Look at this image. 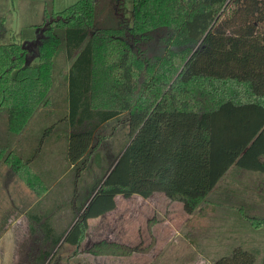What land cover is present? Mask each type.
<instances>
[{"label":"trees","instance_id":"trees-1","mask_svg":"<svg viewBox=\"0 0 264 264\" xmlns=\"http://www.w3.org/2000/svg\"><path fill=\"white\" fill-rule=\"evenodd\" d=\"M43 5L33 38L0 42V114L6 133L18 135L48 102L62 56L65 158L75 179L61 232L53 225L59 206L27 212L34 238L25 264H44L51 251L43 246L78 248L88 221L114 210L117 196L160 193L190 215L230 169L264 175V0H131L130 8L126 0H78L57 12L54 0ZM122 116L114 163L83 184L90 156L99 165L98 131ZM5 161L37 195L45 191L27 162L11 152ZM244 217L264 230V218ZM151 246L101 240L85 253L128 256ZM58 249L49 264H60ZM254 261L235 247L213 264Z\"/></svg>","mask_w":264,"mask_h":264},{"label":"rangeland","instance_id":"rangeland-1","mask_svg":"<svg viewBox=\"0 0 264 264\" xmlns=\"http://www.w3.org/2000/svg\"><path fill=\"white\" fill-rule=\"evenodd\" d=\"M77 1L54 0V10L61 11ZM126 1L130 8L131 0ZM43 3L44 0H0V17L4 18L0 42L7 43L13 38L22 43L33 38L44 20ZM27 64L34 65L36 60ZM67 67L62 56L58 57L48 102L41 104L18 135L6 133L5 115L0 114V147L4 148L0 161V264L26 263L34 238L30 235L26 214L32 208L37 207L43 213L59 206V210L53 208L57 233L69 221L66 205L72 188L69 183L75 179V172L65 158L68 130L63 122L66 107L63 78ZM125 118L107 123L98 131L105 136L98 148L99 165H94L95 155L90 156L87 165L91 172L83 173V184L93 182L114 163L125 138ZM10 152L21 163L27 162L44 182L45 191L40 196L10 169L5 161ZM260 161L264 162V156ZM115 199L113 212L88 221L78 248L43 246L42 249L51 251L44 264H49L57 249L60 264H213L230 255L235 247L252 253L254 264H264V230L255 229L244 217L264 218L263 174L230 169L190 215L182 210L179 202L168 200L160 193L147 199L137 195ZM101 240L144 248L152 242V246L145 252L128 256L85 253ZM75 250L77 254L72 255Z\"/></svg>","mask_w":264,"mask_h":264},{"label":"crops","instance_id":"crops-1","mask_svg":"<svg viewBox=\"0 0 264 264\" xmlns=\"http://www.w3.org/2000/svg\"><path fill=\"white\" fill-rule=\"evenodd\" d=\"M35 27H36V26H35ZM116 198H117V197H116ZM115 200H116V199H115ZM115 209H116V207H115ZM115 209H114V210H115ZM114 210H112V211H110V212H113ZM105 214H106V213H105ZM107 214H108V213H107Z\"/></svg>","mask_w":264,"mask_h":264},{"label":"water","instance_id":"water-1","mask_svg":"<svg viewBox=\"0 0 264 264\" xmlns=\"http://www.w3.org/2000/svg\"><path fill=\"white\" fill-rule=\"evenodd\" d=\"M75 220H77V219H75ZM75 222V221H74Z\"/></svg>","mask_w":264,"mask_h":264}]
</instances>
